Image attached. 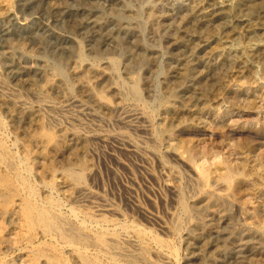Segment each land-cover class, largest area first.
I'll list each match as a JSON object with an SVG mask.
<instances>
[{
  "label": "rangeland",
  "instance_id": "1",
  "mask_svg": "<svg viewBox=\"0 0 264 264\" xmlns=\"http://www.w3.org/2000/svg\"><path fill=\"white\" fill-rule=\"evenodd\" d=\"M6 2L10 5L7 14L0 16V113L8 119L9 139L16 137L23 151L31 155L49 157L33 165L31 182L48 180L50 171L66 164L81 172L94 203L88 197V202L76 203L75 207L81 213H91L96 203H107L108 210L99 217L103 227L117 235L123 233L119 230L122 227L137 228L141 238L152 243L148 251L139 252L141 257L146 255L145 264H264V21L255 33L248 28L263 18L264 9L259 18H248L245 10L239 12L241 16L232 22V28L242 34V44L262 40L254 51L257 63L251 68L211 55L216 42L201 45L194 32L199 27L192 17L187 23L193 34L190 38L183 36L178 47L166 39L171 25L182 16H191L192 0ZM209 18L206 28L214 30L222 42L227 30L218 26L216 14ZM189 43L198 46L194 52ZM23 44L31 55L23 54ZM237 53L232 49L227 55ZM186 61L195 65L188 83L181 79L180 70ZM52 63L60 66L63 75L56 77L49 67ZM75 66L78 72H74ZM82 82L89 88L81 87ZM125 83L139 87L141 100L127 94ZM190 84L193 87H188ZM36 92L45 94L51 105H40L32 98ZM103 102L143 109L148 120H142V128H127L114 121L117 111ZM81 103L91 109L81 110ZM111 134L126 135L135 146L134 153L125 148L131 147L118 145ZM167 150L175 155L166 154ZM212 170L222 173L216 177L210 174ZM58 193L54 197L63 199V193ZM109 216L116 218L110 220ZM88 228L98 229L93 224Z\"/></svg>",
  "mask_w": 264,
  "mask_h": 264
},
{
  "label": "bare ground",
  "instance_id": "2",
  "mask_svg": "<svg viewBox=\"0 0 264 264\" xmlns=\"http://www.w3.org/2000/svg\"><path fill=\"white\" fill-rule=\"evenodd\" d=\"M53 1H58V0H53ZM7 6H8V3L6 2V0H0V16H4L5 14H7ZM190 6H191L190 13L192 12L191 13V16H182L180 18V20H178L179 21L178 23L175 22L176 24L171 25L169 27L168 30H171V31L170 32L169 31L167 32L166 39L168 41H170L172 44H174L175 46L178 47L179 45H181L183 43V36L187 35L190 38V36L193 35V34L190 33V29L187 27V23L189 24L188 19H190L192 17V19L195 20L198 23V24L196 23V26L199 27V29L197 31L195 29L194 32L197 33L196 35H197L198 39L200 40L201 45L207 46L209 43L216 42V43H214L215 46L211 48V55H213L216 59L218 58V59L224 60V61L239 62L240 64H243V65H245L247 67H251V68H254L255 67V63H257L256 62L257 61V58H256V55L254 54V51L261 46L262 40L260 39L261 42L259 40H256V41H253L252 40L253 42H250V43H247V44H242L240 42V40H239V36H241L242 34L240 35L239 30H234V29H236L235 27H234V29L232 28L233 27L232 22L234 21V19L236 20L238 18L237 17V15H239L238 13L239 12H242L244 10L246 11V15H247L248 18H252V17L254 18L255 16H256V18H259L258 15H260V12H262L263 9H264V0H232V2L221 1V0H192V5H190ZM208 7L211 8V9H209ZM213 13L216 14L217 20L219 21V25L218 26L224 28L228 32L227 36L225 35V38H223L222 42H219L218 41L219 40L218 39V34H216L214 32V30L213 31H209V29L206 28L207 27L206 26V22H207V20H210L209 17L212 16ZM243 14H245V12ZM117 16H120V15H117ZM240 16L241 15H239V17ZM153 17H156L157 18V15L154 14ZM245 19H247V18L245 17ZM263 21H264V16H263V18L260 17L259 20L257 19V22L255 24H253V23L252 24H249V26H248L249 30L255 33V30L257 29V27L259 26V24L261 22L263 23ZM185 40H187V39H185ZM189 44L191 45V51L192 52H194V49L196 50L197 47H198L196 44H193V43H189ZM21 49L24 52L23 54H26V55L28 54V56L31 55V52L27 50V48L24 46V44L21 45ZM232 49H235L239 53V55L238 56H235V55L228 56L227 53L230 52ZM79 55H80V58L84 61L85 60L84 59V56L82 54H79ZM228 57H229V59H228ZM114 62L112 61L113 64H114ZM204 63H206V62H204ZM76 66H75V69L73 68L74 69V72H78L77 71L78 68H76ZM49 67H51L50 70H52V72L54 74H56V77L58 75H63V73H64L63 70L60 68V66L58 64H53L52 63V65L49 66ZM92 67L93 66H91V68ZM194 67H195L194 64L189 63L187 61L181 63V65H180L181 79L182 80H186L185 83H188V78H189L190 74L192 73ZM92 69H90V71ZM177 69H179V68H177ZM79 74L81 75V73H79ZM201 74H202V71H201ZM177 75H179V74H177ZM57 79H59V78H57ZM79 80H81V79H79ZM195 80H197V79H195ZM48 81H49V79H48ZM88 85L89 84L87 82L80 83V86L81 87H85L86 88V87H88ZM119 85H120V83H119ZM193 85L190 84V85H188V87H193ZM54 87H55V85H54ZM121 87H123V86H121ZM42 89H44V88H42ZM46 89H47V87H46ZM124 89L126 90L127 94L130 95L131 98H133V100H141L140 99V96H141L140 95V89H139V87L137 85L130 84V86L127 85V87H125ZM8 90H10V89H8ZM190 91H192V90H190ZM29 92H31V91H29ZM32 95H34V96H32V98L35 97V100H37L40 103V105H45V106H48V107L51 105V104L48 105L49 103L47 104L48 101L46 102L45 94H43L41 92H38V93L36 92V93H34ZM4 97H7V96H4ZM47 98H48V96H47ZM8 100L9 99H7V101ZM10 100H15V98L14 99H10ZM18 100H19V98H18ZM67 101H69V99ZM79 101L81 102V100H79ZM119 102L118 103L117 102H114L115 104L112 105V106L111 105H108L107 103H104L103 102L102 105H104L107 108H111L112 110L114 109L115 112L117 111V113H116L117 114L116 120H114V121H117L120 124H123V126H126L127 128L128 127H131L132 129H134V128L137 129L138 127L142 128L141 127L142 126V123H143L142 120L147 122L148 118H147L146 113L148 114V112H144L145 110L143 111V109L140 110V109L135 108V107H129L130 105L127 108L126 105H124V103L122 104V103H119ZM0 103H1V101H0ZM20 103H22V102H20ZM8 104H10V103H7V105ZM7 105H5V106H7ZM55 105H56V103H55ZM55 105H53V106L55 107ZM5 106H3V107L6 108ZM63 106H65V105H63ZM57 107H61V106H57ZM75 107H77V106H75ZM43 108H45V107H43ZM70 108L72 109V107H70ZM70 108H68V109L70 110ZM140 108H141V106H140ZM143 108H145V107H143ZM80 109L83 110V111H86L88 108H86L82 104ZM40 110H42V109H40ZM89 110H87V111H89ZM63 111H65V110L63 109ZM93 112H94V110H93ZM111 112H113V111H111ZM57 113H58V111H57ZM63 113L65 114V112H63ZM70 113L71 112H69V114ZM76 113H77V111H76ZM26 114H28V112H26ZM60 114L62 115V112H60ZM82 114L84 115V112ZM82 114H81V116H82ZM89 115H87V116H89ZM94 115H96V113L93 114V116ZM149 115H151V114H149ZM72 116L70 115V117H72ZM3 117L4 116H2L1 113H0V264H139V263L145 264V261H147V260H145L144 257H146V255L144 254V256L141 257L140 254H139V252L147 250L150 247L149 244H152V243L150 242L148 244L147 243L148 240H147V242L144 241L141 238L140 233L138 232V230L136 231L137 228L134 229V230H127L129 228L125 229V227H122V229H119V230H122L123 233L120 234L118 232L119 234L117 235L114 232L108 231V229H107L108 227H106V228L103 227L102 226V221H101V219L99 217H101L100 216L101 212L108 210V207L106 205L107 203H103V202H101L99 200L100 202L96 203V206L94 205L96 208L91 213H87V212L86 213H81L80 211H78L80 208L75 207L74 204H76V203L78 205V203H81V202L84 203V201H86V200L88 202V197L91 194L89 192L90 189H88V187H87V184H86V181H85V177H84V175L81 172H77L72 167H70L68 164H66V167L61 168L60 170L53 169L52 171H50L48 173V176H49L48 177V180H45V179L44 180H42V179H36L37 180V182H36L37 184H33V182H31V180H33V177L32 176H33V173H34L33 172V165L34 164H39V163L43 162L42 160L46 159V156L47 155L46 154L31 155L30 152L23 151L24 148L22 146H20V143H19V141H17L16 137H14L16 140L14 138H13V140L9 139V136L7 134L9 129H7V132H6V125H7L6 124V121L8 119L5 120V118H3ZM64 117H66V116H64ZM79 119L80 118H78V120ZM92 119L95 120V118H92ZM102 119H104V118H102ZM47 121H48V119H47ZM50 121H51V118H50ZM52 121H51V124L53 123ZM96 121H97V119H96ZM26 122H27V120L25 121V123ZM66 122H67V120H66ZM68 123H69V121H68ZM93 123L94 122H92V125H94ZM150 123H151V121H150ZM181 123H182V121H181ZM72 124L74 125V123H72ZM98 124L100 125V123H98ZM81 125H83V124H81ZM143 125L145 126L144 123H143ZM200 125H203V124H200ZM86 126H87V124H86ZM86 126H84V127H86ZM96 127H98V126L96 125ZM8 128H9V126H8ZM86 130L87 129L85 128L84 131H86ZM91 132H92V130H91ZM92 133L95 134V132H92ZM10 134H11V132H10ZM26 134H27V132H26ZM28 134H29V132H28ZM83 134H85V133H83ZM105 134H107V133H105ZM13 136H14V134H13ZM15 136H16V133H15ZM77 136H78V134H77ZM95 136H97V135H95ZM98 136H100V134ZM86 139H87V137H86ZM101 139L104 140V138H101ZM101 139H99V140H101ZM46 140L48 141L47 138H46ZM61 140H63V139H61ZM105 140H107V138ZM114 140L118 143V145H123V146H129V147H131V148H127V147H125V148L127 150H129L130 152L132 151L134 153V147L135 146H133L129 142L130 140L127 139L126 135L124 136L123 134H118L117 136L114 137ZM39 141H41V140H39ZM115 141H113V142H115ZM21 145H22V143H21ZM32 145H33V142H32ZM24 147H27V146H24ZM13 148L14 149H17V151H14ZM27 148H29V147H27ZM42 148H44V146ZM45 148H46V146H45ZM190 148H192V147H190ZM18 150L20 152H22V151L23 152L20 153ZM42 150L44 151V149H42ZM148 150H150V149H148ZM29 151H30V149H29ZM135 152H136L135 154H137V151L136 150H135ZM171 153H172V155L174 154V152H172L170 150H167L166 151V154H171ZM178 153H179V151H178ZM185 156L186 155H184V157ZM175 157H178V156L176 155ZM69 160H70V158H69ZM71 160H72V157H71ZM75 161H77V160H75ZM44 162H45V160H44ZM76 164H77V162H76ZM184 164H187V163L184 162ZM187 165H189V164H187ZM59 166L62 167L61 165H59ZM59 166H57V167L59 168ZM50 167H51V165H50ZM48 168H49V165H48V167L46 169H48ZM220 169H221V166H220ZM43 171H42V173H43ZM221 173L222 172H219L217 170H214L213 172H210V174H214L216 177H218L219 175H221ZM36 175H39V174H36ZM44 175H45V173H44ZM195 175H196V173H195ZM206 175H209V174H206ZM39 177H41V176H39ZM228 177H229V175H228ZM204 179H205V177H204ZM187 180H188V178H187ZM191 181H193V178H192ZM188 182H189V180H188ZM193 182H195V181H193ZM188 185H190V184H188ZM196 185H197V183H196ZM198 185L201 186V184H198ZM200 186L198 188H201ZM58 192H62L63 193V199H57V198L54 197V194H57ZM39 193H41V194L39 195ZM58 196H59V193H58ZM100 197H102V196H100ZM60 198H61V196H60ZM89 199H90V197H89ZM91 202H92V200H91ZM92 203H94V202H92ZM182 203H184V202H182ZM182 203H181V205L180 204L179 205L182 206ZM91 205H93V204H91ZM88 207H91V206L89 205ZM112 208H113V206H112ZM182 209H183L184 212H187V207L186 206L183 205V208ZM88 212H89V210H88ZM111 213H113V212L111 211ZM117 215L118 214H116V216ZM113 216H114V214H113ZM110 217L111 216H109V219H110ZM101 218H103V217H101ZM114 218H116V217H114ZM114 218H112V219H114ZM118 218H121V217H118ZM112 219H110V220H112ZM118 223L120 224V222H118ZM88 224H93L98 229L95 230V231H92V230H90L88 228ZM125 224H127V223H125ZM139 226H140V224H139ZM91 229H93V228H91ZM140 229H142V228L140 227ZM144 233H147V232H144ZM156 242H158V241H156ZM161 245H162V243H161ZM157 249L155 248V251H157ZM160 250L162 251V249H160ZM169 251H171V250L169 249ZM153 252H154V250H153ZM172 252L174 253V251H172ZM162 253H164V252L162 251ZM147 255H149V252H148ZM157 255H158V253H157ZM249 255H250V253H249ZM166 256L168 257V255H166ZM153 257L154 256L152 255V258ZM160 257L164 258L165 261H166L165 255L162 254V256H160ZM162 258L160 259V261H162ZM148 262H150L149 259H148ZM152 262H153V260H152ZM165 263L168 264V262H165ZM202 264H208V262L207 261H204Z\"/></svg>",
  "mask_w": 264,
  "mask_h": 264
}]
</instances>
